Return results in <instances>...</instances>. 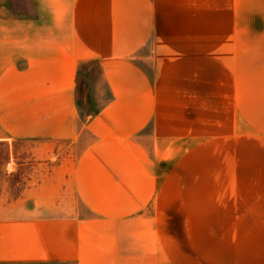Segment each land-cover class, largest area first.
I'll list each match as a JSON object with an SVG mask.
<instances>
[{
  "label": "crops",
  "instance_id": "0c3cea01",
  "mask_svg": "<svg viewBox=\"0 0 264 264\" xmlns=\"http://www.w3.org/2000/svg\"><path fill=\"white\" fill-rule=\"evenodd\" d=\"M1 1L0 264H264V0Z\"/></svg>",
  "mask_w": 264,
  "mask_h": 264
},
{
  "label": "rangeland",
  "instance_id": "374dc122",
  "mask_svg": "<svg viewBox=\"0 0 264 264\" xmlns=\"http://www.w3.org/2000/svg\"><path fill=\"white\" fill-rule=\"evenodd\" d=\"M2 4V1L0 2ZM1 12H6V10H1ZM80 91L85 98V103L80 108V117L85 118L89 111L95 110L100 107L103 102L108 97V91L101 80L98 65L94 60L84 61L80 66L79 70V80ZM15 153L24 156L31 152H43L46 148H58V143L56 142H40L35 143H23L16 144ZM15 147V146H14ZM48 151V150H47ZM15 157V156H14ZM10 163L8 164V162ZM20 164L13 165L11 163L9 146L6 143L0 142V206L7 207L10 201L22 197L24 194L19 192L22 188L21 182H24L25 176L23 172H26L27 168H32L33 165L37 168H42L43 165H36L34 162L29 160L19 161ZM17 168L18 171L11 173L8 170L11 168ZM8 210V209H6Z\"/></svg>",
  "mask_w": 264,
  "mask_h": 264
},
{
  "label": "trees",
  "instance_id": "16d2710c",
  "mask_svg": "<svg viewBox=\"0 0 264 264\" xmlns=\"http://www.w3.org/2000/svg\"><path fill=\"white\" fill-rule=\"evenodd\" d=\"M85 98L83 99V96H81V93L78 91L76 94V101L79 107H81L83 105V103H85Z\"/></svg>",
  "mask_w": 264,
  "mask_h": 264
}]
</instances>
